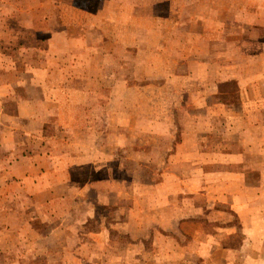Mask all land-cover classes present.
<instances>
[{"label": "crops", "instance_id": "obj_1", "mask_svg": "<svg viewBox=\"0 0 264 264\" xmlns=\"http://www.w3.org/2000/svg\"><path fill=\"white\" fill-rule=\"evenodd\" d=\"M260 1L263 7L264 0H198V39L218 44L223 21ZM194 2L0 0V264H239L241 257L264 264V251L253 245L252 253H242L244 243L225 244L204 222L186 221L177 234L159 233V220L130 219L119 200L120 178L95 170L94 152L70 154L46 134L50 125L55 133L58 126L67 130L61 124L74 122V114L108 106L110 67L129 66L135 76L144 66L166 65L164 58L184 67L173 53L184 51V43L173 35L196 18L187 20L181 8ZM189 81L184 72L180 82ZM98 206L113 223L81 231L83 218L74 212H85L87 223ZM115 230L129 239H113Z\"/></svg>", "mask_w": 264, "mask_h": 264}, {"label": "rangeland", "instance_id": "obj_2", "mask_svg": "<svg viewBox=\"0 0 264 264\" xmlns=\"http://www.w3.org/2000/svg\"><path fill=\"white\" fill-rule=\"evenodd\" d=\"M262 4L241 9L238 19L224 20L216 45L198 39V0L182 5L187 20L196 17L173 35L176 44L184 43V51L173 52L180 54L184 67L166 58V65L144 66L136 76L129 66L110 67L107 107L74 114V122L61 124L67 130L58 126L55 133L47 127L46 134L57 136L54 146L60 140L70 154L90 157L94 152L95 170L120 178L119 200L131 210L130 219L136 221L140 214L147 222L159 220V233L177 234L186 221L204 222L225 244L244 243L242 253H252L253 245L256 253L264 251ZM51 68L59 78L60 70ZM184 72L191 82H180ZM103 155L109 162H103ZM250 186L254 188L247 190ZM74 217L83 218V232L87 226L113 223L101 206L93 221L86 223L85 212L75 211ZM247 220L254 225L251 231L242 225ZM124 234L115 230L112 238ZM245 261L241 257L239 264Z\"/></svg>", "mask_w": 264, "mask_h": 264}]
</instances>
